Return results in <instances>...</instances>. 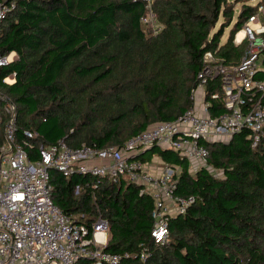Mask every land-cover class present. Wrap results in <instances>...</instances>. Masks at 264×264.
<instances>
[{
	"label": "trees",
	"instance_id": "trees-1",
	"mask_svg": "<svg viewBox=\"0 0 264 264\" xmlns=\"http://www.w3.org/2000/svg\"><path fill=\"white\" fill-rule=\"evenodd\" d=\"M249 1L156 0L155 29L143 24L147 11L139 0H0L14 5L0 25V54L18 55L0 68V144L9 120L2 97L17 109L18 142L29 131L38 133L31 141L37 146L65 140L72 148L123 147L151 126L176 120L194 105L207 53L227 67L240 63L248 43L236 45L235 35L264 2ZM12 74L16 82L5 84ZM206 91L210 115L223 113L222 102L211 98L222 94L219 79ZM249 136L206 143L208 166L197 169L161 147L137 156L177 168V194L195 199L171 219L165 244L151 238L153 198L127 180L68 179L52 171L53 199L80 224L107 219L105 250L131 254L122 264H264V139L254 147Z\"/></svg>",
	"mask_w": 264,
	"mask_h": 264
},
{
	"label": "built area",
	"instance_id": "built-area-1",
	"mask_svg": "<svg viewBox=\"0 0 264 264\" xmlns=\"http://www.w3.org/2000/svg\"><path fill=\"white\" fill-rule=\"evenodd\" d=\"M139 1L147 11L143 24L153 25L156 0ZM11 8L14 5H0V25ZM259 10L264 13V7ZM240 35L236 45L247 42L248 48L238 65L227 67L207 53L198 75L199 85L192 93L193 107L174 121L157 123L133 136L123 147L72 148L65 140L37 146L31 141L39 137L38 133L29 131L25 140L18 142L17 109L2 97L9 120L5 123V142L0 144V264H122L130 258L127 252L105 250L110 233L107 219L99 217L90 226L80 224L54 202L52 171L68 179L80 174L115 184L127 180L140 187L141 195L154 200L151 238L156 244L167 243L171 219L185 215L195 199L177 194V168L165 166L156 173L137 156L161 147L177 152L199 168L208 166L206 143L227 142L242 132L250 133L254 147L264 139V79L258 78L264 73V22L258 14L248 20ZM17 60L16 52L0 54V68ZM216 79L222 94L214 93L211 98L220 100L225 111L212 116L206 87ZM3 82L13 85L16 75ZM2 125L0 115V131ZM82 189L77 187L76 194ZM147 257L143 251L142 260Z\"/></svg>",
	"mask_w": 264,
	"mask_h": 264
},
{
	"label": "rangeland",
	"instance_id": "rangeland-1",
	"mask_svg": "<svg viewBox=\"0 0 264 264\" xmlns=\"http://www.w3.org/2000/svg\"><path fill=\"white\" fill-rule=\"evenodd\" d=\"M260 1H263V0H252V1H249V4H251V5H253V6H256V5H258V3H260ZM241 6H242V5H241V3H240V4L236 5V7H235V12H236V14H235L234 23H235V20H236V18H237V16H238V12H239V10L241 9ZM262 7H264V2H263V4H262ZM258 15H259L260 18L262 19L264 13H262V12H260V10H258ZM222 19H223V18H222ZM222 19H221V21H220L221 23L217 26L216 31L220 29L221 24L223 23ZM234 23H233L230 27H228V28L225 30V34H224V37H223V39H222V44H225V43L227 42V40H228V38H229V36H230V34H231V31H232V28H233ZM152 26H153V28H155V29H156V27H157L156 23H154ZM153 28L150 27V29H153ZM239 35H240V32H238V33L235 35V39H234V43H235V44H236L235 41L238 39ZM193 165H194V167L196 166L195 169L198 168V166H197L195 163H193ZM215 173H216V172H215Z\"/></svg>",
	"mask_w": 264,
	"mask_h": 264
},
{
	"label": "crops",
	"instance_id": "crops-1",
	"mask_svg": "<svg viewBox=\"0 0 264 264\" xmlns=\"http://www.w3.org/2000/svg\"><path fill=\"white\" fill-rule=\"evenodd\" d=\"M146 163L148 164L150 170L153 172H156V173L161 172L163 170V168L166 166L162 162V160L157 156L152 157V159ZM193 168L195 169V167H193Z\"/></svg>",
	"mask_w": 264,
	"mask_h": 264
},
{
	"label": "water",
	"instance_id": "water-1",
	"mask_svg": "<svg viewBox=\"0 0 264 264\" xmlns=\"http://www.w3.org/2000/svg\"><path fill=\"white\" fill-rule=\"evenodd\" d=\"M150 149L146 150V151H149Z\"/></svg>",
	"mask_w": 264,
	"mask_h": 264
},
{
	"label": "bare ground",
	"instance_id": "bare-ground-1",
	"mask_svg": "<svg viewBox=\"0 0 264 264\" xmlns=\"http://www.w3.org/2000/svg\"><path fill=\"white\" fill-rule=\"evenodd\" d=\"M241 37V35H239Z\"/></svg>",
	"mask_w": 264,
	"mask_h": 264
}]
</instances>
